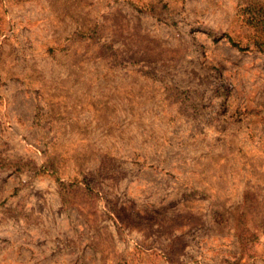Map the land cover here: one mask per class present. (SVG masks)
<instances>
[{
  "label": "rangeland",
  "instance_id": "rangeland-1",
  "mask_svg": "<svg viewBox=\"0 0 264 264\" xmlns=\"http://www.w3.org/2000/svg\"><path fill=\"white\" fill-rule=\"evenodd\" d=\"M0 264H264V0H0Z\"/></svg>",
  "mask_w": 264,
  "mask_h": 264
}]
</instances>
